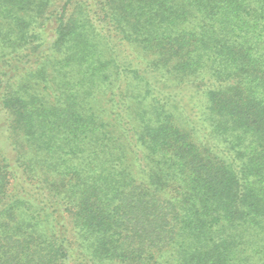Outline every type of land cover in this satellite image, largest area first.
<instances>
[{
    "label": "trees",
    "instance_id": "trees-1",
    "mask_svg": "<svg viewBox=\"0 0 264 264\" xmlns=\"http://www.w3.org/2000/svg\"><path fill=\"white\" fill-rule=\"evenodd\" d=\"M0 264H264V0H0Z\"/></svg>",
    "mask_w": 264,
    "mask_h": 264
},
{
    "label": "rangeland",
    "instance_id": "rangeland-1",
    "mask_svg": "<svg viewBox=\"0 0 264 264\" xmlns=\"http://www.w3.org/2000/svg\"><path fill=\"white\" fill-rule=\"evenodd\" d=\"M190 101H191L190 99L184 101L186 103V106H187V109H188V113L191 112V111H189V107H188V104H189L188 102H190Z\"/></svg>",
    "mask_w": 264,
    "mask_h": 264
}]
</instances>
